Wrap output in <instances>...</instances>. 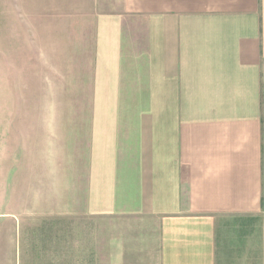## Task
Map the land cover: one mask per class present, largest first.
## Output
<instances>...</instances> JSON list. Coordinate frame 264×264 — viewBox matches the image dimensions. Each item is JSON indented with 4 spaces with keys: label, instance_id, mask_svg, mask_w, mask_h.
<instances>
[{
    "label": "crops",
    "instance_id": "obj_1",
    "mask_svg": "<svg viewBox=\"0 0 264 264\" xmlns=\"http://www.w3.org/2000/svg\"><path fill=\"white\" fill-rule=\"evenodd\" d=\"M90 10L107 99L150 109L130 120L126 145L110 115H92L83 213L155 227L158 264H217L224 219H261L264 235V0H93ZM24 250L18 213L0 211V264H23Z\"/></svg>",
    "mask_w": 264,
    "mask_h": 264
},
{
    "label": "rangeland",
    "instance_id": "obj_2",
    "mask_svg": "<svg viewBox=\"0 0 264 264\" xmlns=\"http://www.w3.org/2000/svg\"><path fill=\"white\" fill-rule=\"evenodd\" d=\"M92 5L0 0V211L19 215L23 264H158L155 227L83 213L92 115H110L126 145L137 136L128 128L138 131L130 120L150 109L107 99L111 77L94 71ZM217 264H264L261 219L219 221Z\"/></svg>",
    "mask_w": 264,
    "mask_h": 264
}]
</instances>
